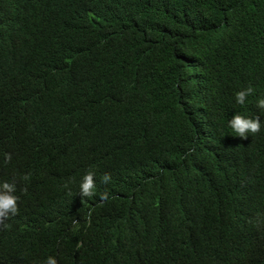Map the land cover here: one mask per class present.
Returning a JSON list of instances; mask_svg holds the SVG:
<instances>
[{
  "label": "trees",
  "instance_id": "1",
  "mask_svg": "<svg viewBox=\"0 0 264 264\" xmlns=\"http://www.w3.org/2000/svg\"><path fill=\"white\" fill-rule=\"evenodd\" d=\"M42 1L0 0V41L38 16L46 44L25 94L2 71L0 182L76 192L93 171L110 199L71 198L35 241H14L18 214L0 222V264H264V128L228 125L264 120V0H50L46 16Z\"/></svg>",
  "mask_w": 264,
  "mask_h": 264
},
{
  "label": "clouds",
  "instance_id": "2",
  "mask_svg": "<svg viewBox=\"0 0 264 264\" xmlns=\"http://www.w3.org/2000/svg\"><path fill=\"white\" fill-rule=\"evenodd\" d=\"M97 1V0H93ZM113 1L120 0H103L106 4H112ZM43 5H39V13L46 16L49 15L50 0L42 1ZM38 16L19 17L17 27L10 30L11 38L0 41V88H3L2 71H5L10 78V85L14 86L17 95L25 94L29 88L28 82L31 76L25 69L33 56L43 59L45 57L44 48L46 47L45 41H39L33 30L32 22ZM31 41L30 47L28 43ZM28 49L27 54L25 53ZM27 86V87H25ZM252 87L244 88L235 93V103L237 105H245L247 98L253 93ZM1 98V93H0ZM257 107L264 111V98H259L256 102ZM10 118L0 117V129L10 133L9 127H12L9 122ZM9 124V125H8ZM229 128L236 137L247 139L250 134H256L264 128V120L260 116L247 117L236 113L232 115L228 121ZM7 160L11 159V154H5ZM111 181L109 174H104L101 182L108 184ZM55 192L50 191L47 194L30 195V193L15 195L16 185L13 182L3 181L0 182V222L8 223L9 220L18 214V225L14 226L16 230L17 239L22 243V240L30 236L33 241L37 240L43 234L41 229L46 226L54 225L55 221L71 216V210L77 205H82V202L71 201V198L78 197L82 200H94V202L107 201L110 199L107 191L100 194L97 190V183L95 180V172L86 171L80 179L78 190L73 192L71 185L60 179L53 185ZM100 195V196H99ZM20 201L21 205L18 206L17 202ZM9 217V218H8ZM8 218V219H7ZM28 228L38 229L34 234H26ZM26 235V237H25ZM32 241V242H33ZM9 242V241H8ZM43 244V242H41ZM45 264H58L54 256H48Z\"/></svg>",
  "mask_w": 264,
  "mask_h": 264
}]
</instances>
